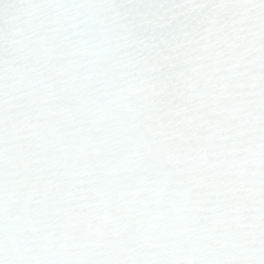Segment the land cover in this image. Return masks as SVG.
Wrapping results in <instances>:
<instances>
[{
  "label": "snow or ice",
  "instance_id": "1",
  "mask_svg": "<svg viewBox=\"0 0 264 264\" xmlns=\"http://www.w3.org/2000/svg\"><path fill=\"white\" fill-rule=\"evenodd\" d=\"M0 264H264V0H0Z\"/></svg>",
  "mask_w": 264,
  "mask_h": 264
}]
</instances>
